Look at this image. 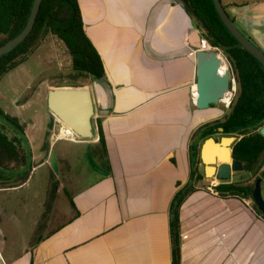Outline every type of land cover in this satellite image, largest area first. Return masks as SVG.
I'll return each mask as SVG.
<instances>
[{"label": "crops", "instance_id": "1", "mask_svg": "<svg viewBox=\"0 0 264 264\" xmlns=\"http://www.w3.org/2000/svg\"><path fill=\"white\" fill-rule=\"evenodd\" d=\"M86 1L84 9L78 0L84 30L104 77L76 86L91 91L95 137L53 142L95 145L99 120L111 174L98 164L93 183L68 191L74 215L29 252L8 262L0 256V264H171L169 208L189 180L192 135L224 115L219 106L196 107L194 47L201 31L178 0ZM221 3L264 50V0ZM32 154V170L48 160L42 147ZM198 173L203 179L179 211L180 264H264V218L252 200L216 194V179L205 177L201 161Z\"/></svg>", "mask_w": 264, "mask_h": 264}, {"label": "trees", "instance_id": "2", "mask_svg": "<svg viewBox=\"0 0 264 264\" xmlns=\"http://www.w3.org/2000/svg\"><path fill=\"white\" fill-rule=\"evenodd\" d=\"M33 1L0 0V34L3 36V39L0 40V46L17 36L24 29ZM178 1L191 18L194 27L201 31L203 39L211 47L222 51L228 64L236 73L238 85L237 93L230 105V112L225 118L203 124L192 135L189 146V180L178 189L169 208V228L172 245L171 264H180L179 211L181 204L190 193L196 190L197 183L203 179V175L198 173L202 142L216 133L225 136L237 134L240 139L232 146V158L241 162L243 165L242 171L248 173L255 172L262 155H264V136L258 132L259 128L264 126V66L242 48L226 29L216 12L212 0ZM223 7L227 12V6L223 5ZM227 14L235 23V19L228 12ZM239 29L256 44L251 36L243 29ZM48 33L63 42L70 54L74 71L87 74L89 76L85 77L91 79H102L104 77L101 56L85 33L78 0H43L30 34L17 47L0 57V78L23 63L39 38ZM0 117L5 122L12 124L16 130V134L9 138L0 128V183H4L1 181L5 179L7 170L10 172L7 174V176H10L8 180L21 175L22 179L17 180L19 183L6 186L17 187L25 183L32 171L33 167L30 166L31 152L30 149H24L22 145V140L26 138L24 129L20 126L18 120L15 117L6 115L1 109ZM218 129H222V131L214 132ZM97 134V142L102 150L101 166L110 175V164L99 120L97 122ZM197 138L198 141H196ZM213 189L219 196L252 200L254 183L249 185L220 181ZM253 207L264 218V214L259 212L254 203Z\"/></svg>", "mask_w": 264, "mask_h": 264}, {"label": "rangeland", "instance_id": "3", "mask_svg": "<svg viewBox=\"0 0 264 264\" xmlns=\"http://www.w3.org/2000/svg\"><path fill=\"white\" fill-rule=\"evenodd\" d=\"M81 1L84 9L88 8L87 1ZM85 76L89 75L72 69L71 57L63 42L48 33L39 38L23 63L0 78V109L15 117L24 129L26 139L22 140V145L24 149H30V166L36 162L32 161V151L38 153V148L42 147L43 155L48 154L47 162L34 168L24 184L0 191L2 260L8 262L29 252L40 236L68 221L74 215L68 191H79L98 178V164L102 165V150L98 142L95 145L72 143L67 139L53 142L62 126L47 107L49 88L77 85L86 81ZM218 106L224 112L222 120L230 109L221 104ZM0 128L9 138L16 134L15 127L2 117ZM221 136L213 135L216 139ZM231 136L239 137L237 134ZM75 139L80 138L75 135ZM20 177L0 184V187L16 185L19 183L17 180L22 179ZM257 178H261V196L264 198V155L255 172L237 171L231 177L232 182L249 185ZM213 183L219 184L220 181L213 180ZM202 186H210V182L205 181ZM57 189H60L58 194ZM45 208L44 216L40 217Z\"/></svg>", "mask_w": 264, "mask_h": 264}, {"label": "water", "instance_id": "4", "mask_svg": "<svg viewBox=\"0 0 264 264\" xmlns=\"http://www.w3.org/2000/svg\"><path fill=\"white\" fill-rule=\"evenodd\" d=\"M43 0H34L30 15L24 29L14 38L0 46V57L17 47L30 34L35 24L40 5ZM216 12L223 25L236 39L239 45L264 66V50L248 39L231 20L225 11L221 0H212ZM195 44L196 76H195V104L197 109L205 110L218 106L229 90V71L220 74L223 66L218 54L212 50H202L201 35H197ZM208 44V43H207ZM47 107L51 114L82 140H93L94 104L89 87L87 86H59L51 87L47 91ZM218 129L214 132H221ZM258 132L264 136V126ZM240 137L221 136L219 139L211 136L206 138L200 147V161L204 165L206 178L217 181H230L231 174L243 170L241 162L232 158V146ZM208 168L211 173L208 174ZM261 178L254 182L252 202L260 213L264 214V198L261 196Z\"/></svg>", "mask_w": 264, "mask_h": 264}, {"label": "built area", "instance_id": "5", "mask_svg": "<svg viewBox=\"0 0 264 264\" xmlns=\"http://www.w3.org/2000/svg\"><path fill=\"white\" fill-rule=\"evenodd\" d=\"M200 44L202 45V47L205 44H207V41L205 39H203L202 36H201ZM207 45L210 47V50L215 51L218 54L219 58L223 62V66L220 69V74H222L226 70L229 71V90L226 93V96L229 95V99L227 102H225L224 101V99L226 98V96H225V98L220 101V104L223 105L225 109H230V105H231V103H232V101H233V99L237 93V85H238L237 76L234 73V71L232 70V68L230 67V65L228 64L227 59L223 56L222 51L218 48L211 47L209 44H207ZM193 95L196 97L195 89H194ZM95 127L97 128V124H95ZM74 140H75V138H74ZM215 193L217 194V192H215Z\"/></svg>", "mask_w": 264, "mask_h": 264}, {"label": "bare ground", "instance_id": "6", "mask_svg": "<svg viewBox=\"0 0 264 264\" xmlns=\"http://www.w3.org/2000/svg\"><path fill=\"white\" fill-rule=\"evenodd\" d=\"M205 45L208 46L207 44H205ZM205 45L203 47H205ZM206 49L210 50V47L208 46V48H206ZM228 96L229 95H227L226 97H228ZM225 99H224V101H225ZM227 101H228V99H227ZM227 101H225V102H227ZM57 121L61 124L62 129L60 130L59 133L56 134L55 138H60V139H65V138L73 139V138H75V134L71 131V129L68 126L64 125L59 120H57ZM210 173H211V170L208 168V174H210Z\"/></svg>", "mask_w": 264, "mask_h": 264}, {"label": "flooded vegetation", "instance_id": "7", "mask_svg": "<svg viewBox=\"0 0 264 264\" xmlns=\"http://www.w3.org/2000/svg\"><path fill=\"white\" fill-rule=\"evenodd\" d=\"M0 35H1V34H0ZM219 138H220V137H219ZM219 138H218V139H219ZM9 173H10V172L6 170V175H5V177H4L5 179H4L3 181H1V182L6 183L7 181H9L8 178L10 179V176H7V174H9ZM4 183H0V184H4ZM6 188H8V187H6V186H5V187H0V189H1L2 191H4V189H6Z\"/></svg>", "mask_w": 264, "mask_h": 264}]
</instances>
